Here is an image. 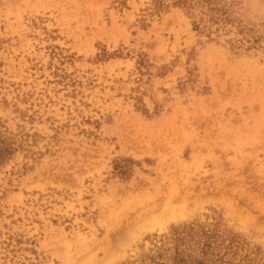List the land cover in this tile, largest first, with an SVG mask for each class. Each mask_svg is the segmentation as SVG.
Instances as JSON below:
<instances>
[{
  "label": "rangeland",
  "instance_id": "374dc122",
  "mask_svg": "<svg viewBox=\"0 0 264 264\" xmlns=\"http://www.w3.org/2000/svg\"><path fill=\"white\" fill-rule=\"evenodd\" d=\"M0 264H264V0H0Z\"/></svg>",
  "mask_w": 264,
  "mask_h": 264
},
{
  "label": "bare ground",
  "instance_id": "6f19581e",
  "mask_svg": "<svg viewBox=\"0 0 264 264\" xmlns=\"http://www.w3.org/2000/svg\"><path fill=\"white\" fill-rule=\"evenodd\" d=\"M185 192V191H184ZM198 192V191H197ZM209 192V191H208ZM199 194V193H198ZM155 199V198H154ZM169 200V199H168ZM138 201V200H137ZM136 201V202H137ZM142 203V202H141ZM188 203V202H187ZM143 206V205H142ZM154 207V206H153ZM169 210V209H168ZM172 210V209H171ZM153 216H151V218H152ZM161 217V216H160ZM163 218V217H162ZM147 218H145V220H146ZM165 219V218H164ZM128 231V230H127Z\"/></svg>",
  "mask_w": 264,
  "mask_h": 264
}]
</instances>
